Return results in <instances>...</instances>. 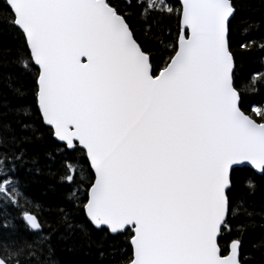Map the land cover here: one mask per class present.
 I'll use <instances>...</instances> for the list:
<instances>
[{"label":"snow or ice","instance_id":"snow-or-ice-1","mask_svg":"<svg viewBox=\"0 0 264 264\" xmlns=\"http://www.w3.org/2000/svg\"><path fill=\"white\" fill-rule=\"evenodd\" d=\"M257 29L240 0H4L0 264H264Z\"/></svg>","mask_w":264,"mask_h":264},{"label":"trees","instance_id":"trees-1","mask_svg":"<svg viewBox=\"0 0 264 264\" xmlns=\"http://www.w3.org/2000/svg\"><path fill=\"white\" fill-rule=\"evenodd\" d=\"M4 0H0V5H2ZM243 5V12L247 16L254 17L257 22L264 14V9L261 6V0H240ZM253 38H255L258 42L260 38L264 36V29H257L254 33H252ZM6 42H11L7 38ZM264 71V56H261L259 52L254 53L248 56L245 59L242 75L247 77L249 74L257 73ZM246 106H259L260 104H264V85L258 86V90L255 92L246 93ZM54 181L48 177L47 175H36L32 178V183L30 184L29 191L30 193L38 199H54V194L49 190V186L52 185ZM259 237V231L250 233L245 238V247L247 248L252 242H254ZM228 239L225 236L224 240H221V244H224ZM63 247V246H61ZM64 256L66 259L71 260L74 264H95V258L93 255L85 254L83 252L80 253H71L65 252Z\"/></svg>","mask_w":264,"mask_h":264}]
</instances>
